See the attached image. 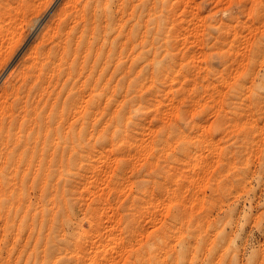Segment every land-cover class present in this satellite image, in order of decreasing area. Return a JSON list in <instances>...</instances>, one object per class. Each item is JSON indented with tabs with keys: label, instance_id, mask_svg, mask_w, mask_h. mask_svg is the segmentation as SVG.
<instances>
[{
	"label": "rangeland",
	"instance_id": "rangeland-1",
	"mask_svg": "<svg viewBox=\"0 0 264 264\" xmlns=\"http://www.w3.org/2000/svg\"><path fill=\"white\" fill-rule=\"evenodd\" d=\"M66 1L0 0L1 93ZM151 1L143 48L82 53V151L0 197V264H264V0Z\"/></svg>",
	"mask_w": 264,
	"mask_h": 264
},
{
	"label": "bare ground",
	"instance_id": "bare-ground-1",
	"mask_svg": "<svg viewBox=\"0 0 264 264\" xmlns=\"http://www.w3.org/2000/svg\"><path fill=\"white\" fill-rule=\"evenodd\" d=\"M135 1H137L135 5L131 1L129 3V0L115 2L112 0H68L64 2L49 33L39 42L36 50L31 51V55L23 64L19 65L21 68L19 67L20 71L17 72L15 80L11 84L9 81L10 85L2 89L4 90L2 93L0 91V197L5 200L10 199L8 203L12 202L13 206L14 199L11 198L13 196L11 194L15 193L17 187L18 190L23 188L20 198L15 199L17 202L14 203V206L17 204L19 210L24 212L23 217L36 212L29 202L31 197L38 196L41 201H49L51 183L54 179L61 181L65 178L68 166L79 158L77 154L82 151V83L79 85L82 78V53L83 56H88L92 53L91 48H95L91 67L93 69L99 63L102 66L101 63L106 62L118 48V51L122 52L130 47L128 43L131 37L135 36L134 33L131 34L134 23L141 29L140 41L137 42H140L142 48L144 47L145 26H147L145 15L146 11L150 13L151 10L145 11L146 0ZM113 6L115 10L112 11L116 14V19L112 17ZM152 14L157 13L152 12ZM161 15H156L154 20ZM116 20L117 27L112 28V22ZM128 22L132 24L129 25ZM111 33L112 36H110ZM2 34L4 36V33ZM98 36L102 38V41H99ZM140 52L143 51L140 50ZM102 55H105L104 58H101ZM3 198L1 200H4ZM25 200H28V205ZM3 205L5 207V204ZM8 214L11 215V212Z\"/></svg>",
	"mask_w": 264,
	"mask_h": 264
}]
</instances>
